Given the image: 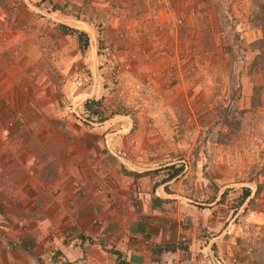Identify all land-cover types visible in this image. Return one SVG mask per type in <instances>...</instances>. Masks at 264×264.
<instances>
[{
	"label": "crops",
	"instance_id": "crops-1",
	"mask_svg": "<svg viewBox=\"0 0 264 264\" xmlns=\"http://www.w3.org/2000/svg\"><path fill=\"white\" fill-rule=\"evenodd\" d=\"M47 5L0 0V264H216V258L222 264H264L261 247L250 250L231 229L239 226V211L262 179L241 184L250 194L226 218L216 211L223 191L202 202L199 193L184 188L192 181L184 167L170 178L174 161L149 165L154 125L135 124L130 114L92 126L73 119L65 138L46 120L43 114L58 113L47 98L57 97L59 81L73 82L68 92L74 94L76 82L100 81L104 69L87 31L83 57L58 49V33L47 39L51 17L72 26L71 18ZM59 50L66 57L59 58ZM49 59L70 70L61 77L49 74ZM198 63L195 79L203 73ZM75 65L88 72L76 73ZM159 65L170 75L168 64ZM258 216L264 225V212Z\"/></svg>",
	"mask_w": 264,
	"mask_h": 264
},
{
	"label": "rangeland",
	"instance_id": "rangeland-1",
	"mask_svg": "<svg viewBox=\"0 0 264 264\" xmlns=\"http://www.w3.org/2000/svg\"><path fill=\"white\" fill-rule=\"evenodd\" d=\"M40 1L56 5V15L90 33L104 67L100 81H75L74 94L68 92L73 82L59 81L57 97L47 98L58 113L43 114L46 120L65 138L73 119L92 126L99 116L130 114L135 124L154 125L148 164L183 165L192 180L184 188L199 193L202 202L223 191L216 211L226 218L240 209L241 184L262 179L256 196L239 211V226L231 229L250 250L264 252V225L257 222L258 212H264V0ZM50 20L53 29L44 28L47 39L58 33L53 41L58 49L87 54L90 42L81 49L78 34L84 30ZM92 55L96 61L95 51ZM60 57L66 54L61 51ZM199 60L203 73L195 79ZM47 62L49 74L61 77L70 70ZM163 62L170 75L160 68ZM82 67L75 65V72L87 73ZM88 99L99 103L88 110L82 106Z\"/></svg>",
	"mask_w": 264,
	"mask_h": 264
},
{
	"label": "trees",
	"instance_id": "trees-1",
	"mask_svg": "<svg viewBox=\"0 0 264 264\" xmlns=\"http://www.w3.org/2000/svg\"><path fill=\"white\" fill-rule=\"evenodd\" d=\"M55 6L56 5L53 6V9H57V7H55ZM71 31H75V30L71 29ZM78 34L80 35V37H82V39H80V41H81V45H80L81 49L85 50L87 48V46H88V43H89L88 36L84 32H81V31H78ZM260 48H262V50H264L263 47H260ZM93 103H99V102L95 101L94 99H88V100L84 101L82 106L89 110V109L92 108ZM88 117L92 118V115L89 114ZM105 119H106V117L99 116L97 120H98V122H101V121H103ZM170 168L173 171L168 175V177L172 178V177L176 176L179 172L182 171L183 165H179V166H176V167L174 165H170ZM242 190H243V194H242V197L240 198V202H239L238 207L244 202V200L250 194L249 188L243 187ZM122 264H124V261H122Z\"/></svg>",
	"mask_w": 264,
	"mask_h": 264
},
{
	"label": "built area",
	"instance_id": "built-area-1",
	"mask_svg": "<svg viewBox=\"0 0 264 264\" xmlns=\"http://www.w3.org/2000/svg\"><path fill=\"white\" fill-rule=\"evenodd\" d=\"M157 2L159 3V4H166V0H157ZM180 22H181V20H180ZM215 263L216 264H222V262H221V260L220 259H218V258H216L215 259Z\"/></svg>",
	"mask_w": 264,
	"mask_h": 264
},
{
	"label": "bare ground",
	"instance_id": "bare-ground-1",
	"mask_svg": "<svg viewBox=\"0 0 264 264\" xmlns=\"http://www.w3.org/2000/svg\"><path fill=\"white\" fill-rule=\"evenodd\" d=\"M73 27H75V28H77V29H82V28H79V27H77V26H75V25H73V24H71ZM82 30H84V29H82ZM85 31V30H84Z\"/></svg>",
	"mask_w": 264,
	"mask_h": 264
}]
</instances>
